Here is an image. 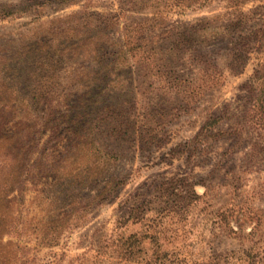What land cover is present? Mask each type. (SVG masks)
Listing matches in <instances>:
<instances>
[{"label":"rangeland","instance_id":"374dc122","mask_svg":"<svg viewBox=\"0 0 264 264\" xmlns=\"http://www.w3.org/2000/svg\"><path fill=\"white\" fill-rule=\"evenodd\" d=\"M0 105V264L264 259V0H0Z\"/></svg>","mask_w":264,"mask_h":264},{"label":"trees","instance_id":"16d2710c","mask_svg":"<svg viewBox=\"0 0 264 264\" xmlns=\"http://www.w3.org/2000/svg\"><path fill=\"white\" fill-rule=\"evenodd\" d=\"M20 114L19 111L16 110L14 107H9L7 105L1 106L0 105V144L4 145L6 149L10 152L14 151L16 157L15 162L17 163L18 167V173L16 174V180L15 184L22 182L23 178L22 176L26 175L28 172V166H29V156L35 151L36 146L38 145V138L39 135V129L37 130L36 124L26 123L24 124V121H19L17 123L15 130L12 131V129L7 126V124L10 122L11 119H13L15 116H18ZM55 112L51 111L50 114L47 113V116L52 117L54 116ZM75 115V114H74ZM72 116L73 120L76 121V115ZM66 116V115H65ZM24 120H28L30 117L22 116L21 117ZM50 118L46 117V120ZM43 122V121H42ZM99 126V125H98ZM96 127V126H95ZM101 128V126H99ZM39 170H43V166H39ZM39 171L38 173H40ZM67 176V175H66ZM65 176V179H66ZM111 181H107V184L105 185V188H107L108 184ZM16 185H14L15 187ZM14 187H9L4 189L1 194L0 198L2 202L10 203L11 200L8 199V195L13 190ZM104 191V190H103ZM1 192V191H0ZM70 197L72 194L69 195ZM68 196V197H69ZM2 219L0 218V249L2 250V241L4 236V227L2 226ZM12 227V226H11ZM1 253V252H0ZM246 254V262L245 264H264V259L259 258L258 254H254L253 248H250L248 250H245ZM1 257V254H0Z\"/></svg>","mask_w":264,"mask_h":264}]
</instances>
